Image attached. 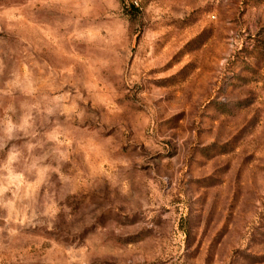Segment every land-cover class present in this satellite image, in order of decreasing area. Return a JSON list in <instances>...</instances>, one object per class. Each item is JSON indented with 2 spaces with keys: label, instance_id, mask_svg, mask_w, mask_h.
<instances>
[{
  "label": "rangeland",
  "instance_id": "1",
  "mask_svg": "<svg viewBox=\"0 0 264 264\" xmlns=\"http://www.w3.org/2000/svg\"><path fill=\"white\" fill-rule=\"evenodd\" d=\"M0 264H264V0H0Z\"/></svg>",
  "mask_w": 264,
  "mask_h": 264
}]
</instances>
